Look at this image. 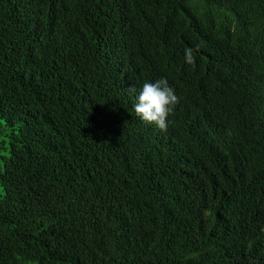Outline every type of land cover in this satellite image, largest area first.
I'll return each mask as SVG.
<instances>
[{
    "label": "trees",
    "instance_id": "16d2710c",
    "mask_svg": "<svg viewBox=\"0 0 264 264\" xmlns=\"http://www.w3.org/2000/svg\"><path fill=\"white\" fill-rule=\"evenodd\" d=\"M0 137V264H264V0H0Z\"/></svg>",
    "mask_w": 264,
    "mask_h": 264
},
{
    "label": "clouds",
    "instance_id": "9594fccd",
    "mask_svg": "<svg viewBox=\"0 0 264 264\" xmlns=\"http://www.w3.org/2000/svg\"><path fill=\"white\" fill-rule=\"evenodd\" d=\"M184 62L189 65L196 63L192 49H185ZM178 102L175 88L166 77H161L143 84L134 104V111L142 121L161 131H167L169 116Z\"/></svg>",
    "mask_w": 264,
    "mask_h": 264
},
{
    "label": "rangeland",
    "instance_id": "374dc122",
    "mask_svg": "<svg viewBox=\"0 0 264 264\" xmlns=\"http://www.w3.org/2000/svg\"><path fill=\"white\" fill-rule=\"evenodd\" d=\"M3 140L2 137H0V164L2 165V162H3V156L4 155H9V146H7V148L1 144V141ZM0 190H2V187L0 186Z\"/></svg>",
    "mask_w": 264,
    "mask_h": 264
}]
</instances>
